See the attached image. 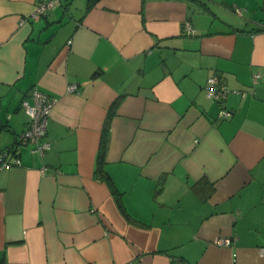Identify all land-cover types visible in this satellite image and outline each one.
I'll return each mask as SVG.
<instances>
[{"label":"crops","instance_id":"obj_1","mask_svg":"<svg viewBox=\"0 0 264 264\" xmlns=\"http://www.w3.org/2000/svg\"><path fill=\"white\" fill-rule=\"evenodd\" d=\"M51 1L0 0V264H264V0Z\"/></svg>","mask_w":264,"mask_h":264},{"label":"built area","instance_id":"obj_2","mask_svg":"<svg viewBox=\"0 0 264 264\" xmlns=\"http://www.w3.org/2000/svg\"><path fill=\"white\" fill-rule=\"evenodd\" d=\"M53 5L51 0H39L34 15H44L47 10ZM235 11L240 13L239 8H235ZM185 30L189 32V24L185 25ZM257 74L255 78H257ZM74 85H69L68 89L73 90ZM204 91L207 98L216 101L219 104L218 118L225 119L231 115V111L224 105L226 97L228 95V88L226 84L221 81L217 75L208 77L206 84L204 85ZM32 102L30 103L27 99L22 101V105L29 115V121L25 129L17 136V142L19 144L31 145V150L39 154L44 153L49 148V143L43 141V137L46 134L47 122L51 111L56 103V99L47 93L39 90L37 87H33L29 91ZM12 150V149H11ZM10 151V150H9ZM0 152V169L4 166L19 163V159L16 153L11 151ZM12 154V163L8 161V156ZM219 244L229 243V239H218ZM174 264H190L184 262L180 258L174 259Z\"/></svg>","mask_w":264,"mask_h":264},{"label":"trees","instance_id":"obj_3","mask_svg":"<svg viewBox=\"0 0 264 264\" xmlns=\"http://www.w3.org/2000/svg\"><path fill=\"white\" fill-rule=\"evenodd\" d=\"M119 103V99L115 100L113 102V104L111 105L109 112H108V116L105 120V127L103 129V133H102V137H101V147L99 150V154L97 157V172H102V162L104 161V157H105V145H106V140H107V125H108V121L110 119V117L114 114L116 106Z\"/></svg>","mask_w":264,"mask_h":264}]
</instances>
